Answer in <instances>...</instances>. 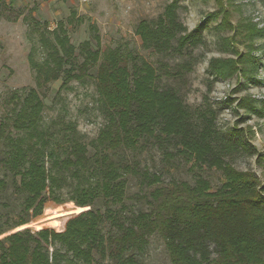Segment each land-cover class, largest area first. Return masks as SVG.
I'll return each instance as SVG.
<instances>
[{
	"label": "trees",
	"instance_id": "trees-1",
	"mask_svg": "<svg viewBox=\"0 0 264 264\" xmlns=\"http://www.w3.org/2000/svg\"><path fill=\"white\" fill-rule=\"evenodd\" d=\"M177 10L174 1L157 20L139 23L136 34L144 49L173 56L202 45L201 34L188 33ZM76 18L72 12L67 24L82 23ZM25 20L36 38L28 55L36 88L23 98L14 94L10 114L0 122V194L13 189L24 213L0 217V238L10 232L0 239V264H138L155 235L164 241L171 264H264V187L257 175L237 170L230 161L235 152L251 153L241 134L220 131L212 109L195 115L176 89H160L162 74L138 54L120 47L103 50L94 26L96 48L91 41L76 48L65 22L49 30L33 18ZM216 63L209 65L213 79L237 71L251 79L257 60ZM90 78H95L107 124L89 146L72 125L45 128L40 91L57 81L66 89ZM246 105L253 108L249 101ZM149 141L168 142L192 167L220 172L221 185L213 187L203 177L194 184L163 183L160 175L145 173L149 208L130 216L115 210L126 198V175L137 174L115 156ZM258 162L264 168V153ZM99 200L104 214L83 212L63 232L25 228L48 202L86 208ZM107 222L111 227L105 233ZM39 224L60 227L61 220L42 218Z\"/></svg>",
	"mask_w": 264,
	"mask_h": 264
},
{
	"label": "rangeland",
	"instance_id": "rangeland-1",
	"mask_svg": "<svg viewBox=\"0 0 264 264\" xmlns=\"http://www.w3.org/2000/svg\"><path fill=\"white\" fill-rule=\"evenodd\" d=\"M174 1H177L181 22L188 33L198 30L202 45L173 56H161L144 49L136 34L139 23L157 20ZM72 12L76 13V20L82 19V23L67 24ZM26 18L47 24L49 30H54L59 22H65L71 43L76 48L85 41H91L96 48L90 29L94 26L103 50L120 47L153 64L162 74L158 81L160 89H176L195 115L212 109L220 131L235 133L236 137L241 134L251 153L235 152L230 161L237 170L257 175L264 187V168L258 162L259 155L264 153V0H0V122L10 114L13 106L10 98L14 94L23 98L36 88L35 72L28 60L36 38L29 33ZM251 25L257 30L254 36L249 35L253 30ZM249 56L257 60L255 70L250 73L251 79L238 71L213 79L209 72L213 61H217L216 64L236 62L241 58L249 60ZM166 72H171V77ZM91 74L95 76V70ZM61 84L57 81L40 91L45 101V128L72 125L90 146L107 124L95 78L83 83L73 81L66 89H62ZM248 101L253 108L246 107ZM90 152L93 154L92 149ZM115 157L121 164L134 167L137 173L126 175V198L122 205L114 207L126 216L149 208L145 173L160 175L163 183L176 180L194 184L196 179L203 177L213 187L221 185L220 172L192 167L168 142H142L137 150L122 149ZM8 182L11 188L13 184ZM12 190L0 194V217H18L24 213L23 200L14 196ZM88 210L102 214L106 211L101 200L86 208H79L72 202L62 205L48 202L42 215L32 218L25 228L63 232L71 218ZM42 218L46 222L61 220V225H41ZM37 226L42 227L38 229ZM110 227L107 222L104 232ZM8 234L10 232L1 238ZM138 264H171L160 237L155 235L149 239L145 252L138 257Z\"/></svg>",
	"mask_w": 264,
	"mask_h": 264
},
{
	"label": "water",
	"instance_id": "water-1",
	"mask_svg": "<svg viewBox=\"0 0 264 264\" xmlns=\"http://www.w3.org/2000/svg\"><path fill=\"white\" fill-rule=\"evenodd\" d=\"M18 231H19V230H18ZM8 235H10V234H8ZM8 235H6V236H8ZM6 236H5V237H6ZM0 239H2V238H0Z\"/></svg>",
	"mask_w": 264,
	"mask_h": 264
}]
</instances>
